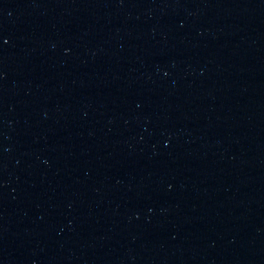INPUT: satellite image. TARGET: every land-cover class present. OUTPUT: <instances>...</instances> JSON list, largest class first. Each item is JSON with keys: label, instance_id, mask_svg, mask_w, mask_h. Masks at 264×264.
Here are the masks:
<instances>
[{"label": "water", "instance_id": "water-1", "mask_svg": "<svg viewBox=\"0 0 264 264\" xmlns=\"http://www.w3.org/2000/svg\"><path fill=\"white\" fill-rule=\"evenodd\" d=\"M0 264H264V0H0Z\"/></svg>", "mask_w": 264, "mask_h": 264}]
</instances>
